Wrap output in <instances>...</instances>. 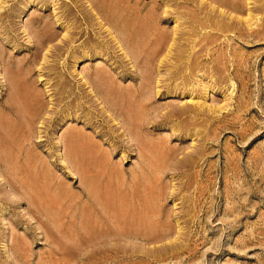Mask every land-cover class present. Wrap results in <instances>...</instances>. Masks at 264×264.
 I'll use <instances>...</instances> for the list:
<instances>
[{"label":"rangeland","instance_id":"1","mask_svg":"<svg viewBox=\"0 0 264 264\" xmlns=\"http://www.w3.org/2000/svg\"><path fill=\"white\" fill-rule=\"evenodd\" d=\"M118 1L1 6L0 264H264V0Z\"/></svg>","mask_w":264,"mask_h":264},{"label":"bare ground","instance_id":"2","mask_svg":"<svg viewBox=\"0 0 264 264\" xmlns=\"http://www.w3.org/2000/svg\"><path fill=\"white\" fill-rule=\"evenodd\" d=\"M128 1V0H127ZM127 1L126 0H122V1H118V2H116V5H121L122 3H127ZM252 0H248V2L249 3H252L251 2ZM7 3V2H6ZM5 4V0H0V11L2 10V5H4ZM95 4V3H94ZM130 4V3H129ZM96 5H98V4H96ZM201 5L202 6H204V5H207L206 3H204V1L202 0L201 1ZM209 5V4H208ZM56 6V5H55ZM91 7H92V5H91ZM109 8V7H108ZM207 8V7H206ZM210 8H211V10H215L216 8L215 7H213V6H211L210 5ZM53 9H55V8H53ZM97 9L98 8H96V6H94V7H92V10L91 11H86V13H85V15H84V18L86 17V18H88V19H92L93 18V13L96 11L97 12ZM99 9H101V8H99ZM127 9V8H126ZM209 9V8H208ZM103 10V9H102ZM117 10H119L118 8H117ZM116 10V11H117ZM115 11V12H116ZM227 12V11H226ZM226 12H223V11H221L220 10V13H221V15L225 18V16L224 15H226ZM251 12V11H250ZM165 13V12H164ZM95 14V13H94ZM129 14V13H128ZM96 15H97V13H96ZM252 14H250V13H248L247 14V16L245 17V18H236V17H232L231 15H230V17L231 18H236L235 20H238L239 22H242V23H245V24H247L249 27H251V23H252V21L254 20L253 19V16H251ZM130 16V15H129ZM229 16V15H228ZM94 17H96V16H94ZM122 17V16H121ZM133 17V16H132ZM220 17V16H219ZM98 18V17H97ZM115 18V17H114ZM222 18V17H221ZM87 19V20H88ZM100 19V18H99ZM121 19V18H120ZM58 20V19H57ZM119 20V19H118ZM209 20V19H208ZM233 20V19H232ZM121 21V20H120ZM126 21V20H125ZM124 21V22H125ZM232 22H235L234 20L232 21ZM110 23V22H109ZM217 23V22H216ZM123 24V23H122ZM238 24V23H237ZM110 25V24H109ZM228 25V24H227ZM230 25V24H229ZM232 25V24H231ZM100 26L101 27H103L104 28V26H103V24H102V22H100ZM124 27H126V26H124ZM229 27V26H228ZM49 29L50 28H47L46 26H44L43 27V29L41 30V33H42V37H44V40H43V42H42V46H43V44H47V43H50L51 41H53L55 38H56V35L54 34V33H52V32H50L49 31ZM106 31L110 34V35H112V33H111V30H109V28H106ZM176 32V31H175ZM133 33V32H132ZM177 33V32H176ZM155 34V33H154ZM127 35V34H126ZM131 35V34H130ZM177 35V34H176ZM176 35H174V36H176ZM152 36V35H151ZM159 37V36H158ZM176 38V37H175ZM43 39V38H42ZM113 39V42H115L117 45H119V49H120V51L121 52H123L124 51V49H123V44H120L119 42H118V40L116 39V38H112ZM151 39H153V38H151ZM157 39V38H156ZM163 39V38H162ZM165 39V38H164ZM173 39H174V37H173ZM158 40V39H157ZM166 40V39H165ZM176 40V39H175ZM150 42V41H149ZM172 42H173V40H172ZM169 44H170V42H169ZM147 45V44H146ZM153 45L155 46L154 47V49L151 51L152 53H151V55H153L152 57H153V59L152 60H148V59H144L143 61H139V59L137 60V59H135L134 58V61H133V58L131 57H129L128 56V54L127 53H125V51H124V53H123V58L124 59H128L129 60V58H130V61H132V62H134V64H136L137 66H139L140 64L141 65H144V66H150L151 65V62H153V60L154 59H158V61H159V68H161L162 66L164 67V65H166V62H168V60H171L170 59V57H172V50H173V47H174V45H175V42H173V44H171L170 46H168V48L166 47L167 46V43L166 42H164V41H162V40H159L158 42L157 41H155V43H153ZM177 46V45H176ZM147 47V46H146ZM54 48V50H56V48L57 47H52V49ZM151 48V47H150ZM149 53V52H148ZM143 54V53H142ZM87 57V56H86ZM142 57V56H141ZM178 59V58H177ZM44 60H45V58H44ZM213 63V62H212ZM131 63H129V65H130ZM121 66L124 68V70H127V67H125L124 66V62L123 61H121ZM135 68V66H132V69H134ZM131 69V70H132ZM191 69V68H190ZM113 71V70H112ZM132 71H134V70H132ZM147 72V71H146ZM151 72V71H150ZM131 73V72H130ZM136 73V70L134 71V73L133 74H135ZM152 76H153V74H152ZM97 78H98V76H97ZM150 78V77H149ZM151 79V78H150ZM151 80H153V79H151ZM150 80V81H151ZM149 81H146L145 82V84L146 83H148ZM151 83V82H150ZM163 83V81H157V89L159 90V86L161 85ZM201 83V82H200ZM199 83V86L196 88V90H192V87H190L189 86V84H188V86H189V88H191L190 89V92L192 91L193 93H196V92H198V91H200V95L202 96V98L204 97V99L205 100H207V96L209 95H211V94H213L214 92H215V88H214V86L212 85V86H210V85H203V84H200ZM205 84V83H204ZM163 85V84H162ZM198 85V84H197ZM84 86H87V83H84ZM93 92V91H92ZM91 92V93H92ZM146 92V91H145ZM160 94V92L159 91H157V95H159ZM195 94H191L190 95V99H191V101H192V103L193 104H197V109H199V110H205V109H210V112H214V113H221L222 111H225V110H227L224 106H222V107H219V108H213V107H209V106H207V102H202L203 100H201V98H200V95L198 96V102L197 103H195V101H194V96ZM90 96V95H89ZM228 97H226L225 96V100L227 101L228 99H227ZM230 100H231V98H230ZM187 106V105H186ZM180 107V108H178L177 110H173L172 112H169L168 114H163V118L164 119H169V118H171V117H175L176 115H178V116H185V115H187V114H189L190 112L188 111V109H187V107ZM165 120V121H166ZM128 126V125H127ZM131 126V125H130ZM13 188V187H12ZM20 199V198H19ZM22 199V198H21ZM31 200V199H30ZM30 200L29 199H27V201L30 203ZM32 201V200H31ZM16 202H17V200H16ZM33 202H35V203H39L40 205L42 204V202H38V201H36V200H33ZM15 204V203H14ZM39 209V208H38ZM30 214L32 215V218H29V219H27L25 222H27L28 224H30L29 225V227L31 226V224L32 223H34V222H32L34 219L35 220H37V224L39 223V224H41V222L42 221H40V216H38V215H41L39 212L37 213V212H33V211H30ZM36 214H38V215H36ZM21 216V215H20ZM19 216V217H20ZM19 217H18V219H17V222H19L20 224H21V221H23L22 219H19ZM22 217V216H21ZM23 218V217H22ZM35 223V224H36ZM42 225H43V222H42ZM18 238V237H17ZM14 239V238H13ZM16 239V238H15ZM15 248V250H17V247H15V244H13V249ZM15 255H18L19 256V253L17 252ZM21 255V254H20ZM20 257V256H19ZM19 259H21V258H19Z\"/></svg>","mask_w":264,"mask_h":264}]
</instances>
